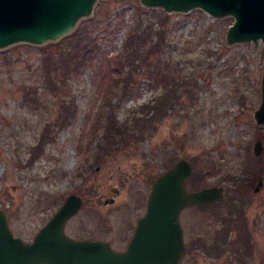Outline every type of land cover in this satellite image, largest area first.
Masks as SVG:
<instances>
[{"label": "rangeland", "instance_id": "374dc122", "mask_svg": "<svg viewBox=\"0 0 264 264\" xmlns=\"http://www.w3.org/2000/svg\"><path fill=\"white\" fill-rule=\"evenodd\" d=\"M138 8L144 19L160 12L167 15L168 40L174 46L165 54L182 72L192 73L193 100L182 97L183 104L156 120L142 138L106 152L99 145L103 129H95L110 68L102 59L71 81L78 106L73 121L28 162L44 125L54 123L58 115L60 93H53L43 79L42 49L55 52L56 44L86 28L97 36L101 54L111 58L120 53ZM232 23L230 16L213 18L200 9L166 13L143 7L139 0H97L92 14L59 40L41 46L19 43L0 50V209L15 234L31 239L38 225L70 194L82 199L70 218L71 230L76 225L83 230L102 220L101 224L113 227L124 225L144 214L151 180L167 170L165 165L172 159H188L193 173L205 176L207 187L224 183L230 190L233 184L222 177L240 174L246 152L249 159L258 160L252 152L257 138L264 147V133H257L264 127H258L253 118L260 102L264 42L257 47L251 42L227 45L226 32ZM133 77L135 90L119 103V120L155 95L142 72L135 71ZM26 93L27 105L23 104ZM258 163L262 186L243 204L248 251L232 253L223 245L221 256H211L202 244L209 246L213 232L222 227L212 213L223 205L206 209L188 205L179 216L187 244L182 264H264V150ZM236 235L233 221L228 242ZM196 242L200 246H194Z\"/></svg>", "mask_w": 264, "mask_h": 264}, {"label": "water", "instance_id": "95a60500", "mask_svg": "<svg viewBox=\"0 0 264 264\" xmlns=\"http://www.w3.org/2000/svg\"><path fill=\"white\" fill-rule=\"evenodd\" d=\"M97 0H0V50L26 43L41 46L69 34L79 20L89 17ZM146 8L186 14L201 9L214 18L232 16L226 32L227 45L264 42V0H139ZM258 127L264 126V63L260 79V102L253 111ZM264 147L257 138L254 156ZM192 163L178 159L172 167L153 178L146 211L138 219L135 235L125 252L107 242L74 239L64 226L77 213L81 197L70 194L31 241L13 236L8 217L0 209V264H180L185 253L180 211L189 204L208 205L224 198V183L198 189L186 187ZM261 172L253 192L262 186ZM233 184V181H230Z\"/></svg>", "mask_w": 264, "mask_h": 264}, {"label": "trees", "instance_id": "16d2710c", "mask_svg": "<svg viewBox=\"0 0 264 264\" xmlns=\"http://www.w3.org/2000/svg\"><path fill=\"white\" fill-rule=\"evenodd\" d=\"M153 12V9L151 10ZM140 8L132 19V24L125 36L122 49L113 57L106 58L101 54V43L97 36L85 29H78L66 40L56 44L59 48L55 52L42 49L41 58L43 79L53 93H60L58 115L55 122H47L33 146L28 162H32L39 152H42L49 142L54 141L56 132L69 125L75 118L78 106L76 95L71 92V81L76 79L84 69L93 66L105 59L110 68L107 69L106 82L101 92V101L98 107L96 126L102 127L99 144L109 152L113 148L137 141L152 128L156 120L168 115L181 104V98L186 96L188 101L193 100L194 84L192 73L182 72L178 63L172 64L166 51L171 45L168 40L167 15L160 12L154 18H143ZM65 41V42H64ZM112 66V67H111ZM142 72L145 79L153 84L155 95L137 108L128 110L121 120L116 111L119 103L135 90L134 72ZM61 87V88H60ZM27 93L23 99L27 102ZM118 101V104L116 103ZM262 136L264 131H258ZM264 139V137H263ZM246 160L240 168L239 175H225L222 179L233 181V187L225 194L219 203L223 206L218 212L212 213L215 219L221 221V228L216 229L210 238L209 246L203 242L202 246L208 249L210 255L219 257L224 253L223 245H228L232 253L248 251L250 238L245 224L244 199L253 191L258 174L262 171L258 160ZM255 157V156H254ZM255 159H257L255 157ZM176 159L167 163L165 169L170 168ZM198 172V171H197ZM196 171L190 177L187 186L197 189L209 186L205 176ZM210 205H198V208H208ZM233 221L237 226V235L234 241L228 242V234ZM232 244V246H231ZM221 248V249H220ZM223 252V253H222Z\"/></svg>", "mask_w": 264, "mask_h": 264}, {"label": "flooded vegetation", "instance_id": "af4514ba", "mask_svg": "<svg viewBox=\"0 0 264 264\" xmlns=\"http://www.w3.org/2000/svg\"><path fill=\"white\" fill-rule=\"evenodd\" d=\"M215 202L213 204L210 205H215ZM197 207V206H196ZM141 216L135 218L134 220H130L128 222H126L124 225H119V226H109L106 225L105 223L101 224L102 221L98 222L96 225L83 229V230H79V228H84L83 226H75L72 230L69 228L68 224H70V219L65 223L64 226V232L66 235L70 236L71 238L74 239H85V240H93V241H103V242H107L110 247L112 249H114L115 251L118 252H125L129 249V246L132 242V239L135 235L136 232V228L138 225V219ZM180 221V220H179ZM220 221V220H219ZM72 222V220H71ZM105 222V220L103 221ZM47 223V220L45 222H43L42 224L38 225V229L34 232L33 236L31 239L25 240L24 238H22L25 241H31L33 239V237L40 231V229ZM85 223V222H82ZM221 223V221H220ZM180 225H181V231H182V236H183V241L185 244V253L183 254V256L180 259V264H182V260L186 255L187 252V244H186V240H185V228L183 226V224L180 221ZM12 230V229H11ZM12 233L14 236H18L15 234V232L12 230ZM194 246H200L199 242H196L194 244Z\"/></svg>", "mask_w": 264, "mask_h": 264}]
</instances>
